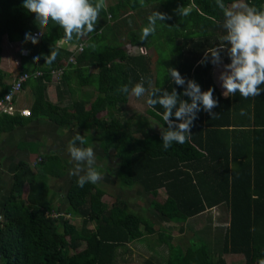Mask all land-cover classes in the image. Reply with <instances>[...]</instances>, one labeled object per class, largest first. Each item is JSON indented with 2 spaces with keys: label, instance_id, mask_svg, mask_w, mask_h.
Returning <instances> with one entry per match:
<instances>
[{
  "label": "trees",
  "instance_id": "1",
  "mask_svg": "<svg viewBox=\"0 0 264 264\" xmlns=\"http://www.w3.org/2000/svg\"><path fill=\"white\" fill-rule=\"evenodd\" d=\"M224 3L228 7L247 3L264 10V0ZM180 7L189 9V14L179 15ZM154 11L171 19L157 21L154 34L142 40V29ZM223 23L216 0H144L143 6L140 0H114L105 4L95 32L80 39L74 35L69 41L51 21L40 29L23 0H0V54L3 41L27 49L21 55L13 45L9 55L19 59L17 74H28L17 92L29 85L30 116L44 115L60 131L71 126L90 129L96 137H83L82 146L94 140L103 157L113 151L117 186H139L150 196L148 206L157 216L172 222L170 228L159 226L124 198L114 197L108 204L102 200L105 188L92 183L81 188L78 178L66 186L62 205L53 206L49 181L62 177L68 162L40 153L31 165L25 161L15 165L0 214V264H114L119 247L126 249L153 235L154 246H165L163 264H227L225 254L239 256L242 264L264 260V84L255 97L244 98L239 92L222 97L210 77L212 63H199L208 48L224 43ZM33 31L42 33L39 43H25V33ZM125 41L139 51L125 52ZM78 43L81 50L69 60ZM149 47L151 55L146 52ZM51 50L58 55L48 64L44 57ZM36 56L41 57L38 63L33 59ZM221 56L224 63H230L225 52ZM150 60L157 62L152 70ZM169 67L186 80H194L202 91L213 88L218 107L212 116L201 106L186 142H173L165 150L161 131H151L144 115H121L130 92L118 89L130 80L132 85L139 83L143 77L149 91L160 88L171 93L175 89L181 100L191 102L183 95L186 84L176 85L168 76ZM1 78L0 70V83ZM48 84H53L54 101L47 97ZM88 85L94 92L82 88ZM9 87L1 85L0 97ZM79 89L84 93L75 98ZM147 98L146 93L145 114L166 128L164 109L149 107ZM0 113V132L22 123L18 111ZM217 206L227 220L214 255L209 250V226L195 230L188 223L197 217L205 222L221 220L206 216ZM217 244L218 237L213 246ZM141 264L160 263L149 256Z\"/></svg>",
  "mask_w": 264,
  "mask_h": 264
},
{
  "label": "clouds",
  "instance_id": "2",
  "mask_svg": "<svg viewBox=\"0 0 264 264\" xmlns=\"http://www.w3.org/2000/svg\"><path fill=\"white\" fill-rule=\"evenodd\" d=\"M140 4L143 6L144 0H140ZM216 6L224 15L223 27L226 30L224 43L218 47L208 48L199 63L204 65L210 62L221 67L219 80L224 96H234L237 92L244 98L258 96L262 92L260 85L264 84V10H258L247 3H233L228 7L224 0H216ZM23 7L35 14V22L40 29L46 28L51 21L59 25L64 30L66 39L71 41L74 35L80 39L95 32V25L105 8V0H23ZM177 11L181 16L189 14L187 8L180 7ZM166 19L171 17L159 11L149 15L148 25L142 29L141 39H147L149 35L154 34L157 21L163 22ZM40 35L41 32L25 33L24 42L30 41L36 45L39 43ZM221 52L226 53L230 63L222 62ZM22 54H26V51L22 50ZM57 55V51L51 50L50 54L44 57L45 63L51 64ZM40 58L34 57V62L38 63ZM167 74L176 85L186 84L183 95L189 97L191 102L181 100L175 89L171 93L160 88L149 91L144 86L143 77L139 83L132 85L130 80L127 85H122L118 89L123 93L131 92L137 98L147 93L146 103L149 107L155 108L156 105H160L164 109L162 119L167 127L161 129V137L165 150L173 142L178 144L186 142L201 106L203 111L212 116L215 114L212 110L218 107L213 88L202 91L198 83L191 79L186 80L174 67H169ZM148 84L151 85L150 80ZM129 85H132L131 88ZM173 116L175 120L172 119ZM84 142L83 136L77 133L67 145V151L75 162L70 175L78 178L77 185L81 188L86 183L96 184L103 179L95 167L93 148L83 147ZM260 264H264V260H261Z\"/></svg>",
  "mask_w": 264,
  "mask_h": 264
},
{
  "label": "rangeland",
  "instance_id": "3",
  "mask_svg": "<svg viewBox=\"0 0 264 264\" xmlns=\"http://www.w3.org/2000/svg\"><path fill=\"white\" fill-rule=\"evenodd\" d=\"M114 0H105V4L113 2ZM177 14V13H175ZM179 18H181L178 15ZM18 47V44H12V46ZM7 43L3 41L2 47L3 49H6ZM11 46V47H12ZM2 49L0 57L2 54H4V50ZM122 49L125 50L127 53H137L139 50L136 46L131 45L127 43L126 41L124 42ZM13 50V49H10ZM147 54L151 55L153 53V50L151 47L146 49ZM13 55V54H11ZM154 58V57H153ZM155 59V58H154ZM155 60H150L149 62V68L152 70L154 66L156 65ZM226 64V63H225ZM221 67L214 68L213 74L216 80H219V75H220ZM88 86H83L82 88L86 91H93L94 90ZM81 89V88H80ZM80 89L77 91V93L74 94V97H79L82 96L80 94L84 92H80ZM222 93L223 89L220 87ZM78 95V96H77ZM94 95V94H93ZM29 96V97H28ZM52 99H54V95L52 92ZM21 100V102L25 103H30L31 101V95H28V91L22 93L20 97L18 98ZM23 100V101H22ZM145 99L144 96H141L139 98L133 96L131 92L129 93L127 102L121 107V115L126 116L131 113H139L141 115H145ZM146 118V116H145ZM148 123H149V128H155L156 124L154 121H151L152 119L147 118ZM156 127L157 124H156ZM60 131V129L58 130ZM62 145H59L60 149L65 152V155L69 156V159L73 162V160L70 157V154L67 151V145L69 142L62 141ZM96 147V146H94ZM95 152V167L97 171H99L102 174L103 179L100 180L97 185H100L101 187L105 188L106 193L103 195L102 200L107 202L108 204L113 200L114 197H120L124 198L127 200L128 205L134 209L140 212L143 216L147 218H152L154 220L153 222L157 223L159 226L165 225L166 227H170L168 224H164L166 221H162L160 217L157 216V214L153 213V210L149 208L148 203L150 200V196L145 194L139 186H132L131 188H119L117 184L115 183V170L113 169L115 166V160L112 158V150H109L108 153H106L103 157V154L101 151L94 150ZM73 166L71 169H68L69 176L65 175L60 177V179H51L49 181L50 188L53 189V196H52V202L53 206H58L60 207L62 205V195L64 193V189L68 183L69 178L71 177H76L73 175H70V171L75 167V163L72 164ZM52 195V191L49 192V195ZM215 211L212 210V212L209 213V215L206 216H213ZM212 213V214H211ZM221 213V215H220ZM216 214V212H215ZM214 214V215H215ZM219 215L220 218L222 217L221 220H216L211 221H206L203 220L202 218L197 217L196 221H190L188 225L190 228H194L195 230L201 228L204 224L208 225L210 228V231L208 232V238L210 239V246L209 248L210 253H214L216 255L220 249V238L223 233V229L226 225V215L222 213L221 209H219ZM216 216V215H215ZM218 217V216H217ZM78 220L72 219V222H77ZM197 225V226H196ZM88 227H90V224H87ZM195 226V227H194ZM190 230V229H189ZM190 233V232H188ZM216 237H218V244L213 246L216 241ZM155 239V235L152 237H149L143 242H133L131 244H128V246H125L126 249H123L122 247H119L116 250L115 253V259H114V264H141L142 261L146 257H152L154 260H156L158 263H162L165 257V246L163 245H153V240ZM223 257L226 260L227 264H242L241 258L237 255L233 254H225ZM125 260V261H124ZM163 264V263H162Z\"/></svg>",
  "mask_w": 264,
  "mask_h": 264
},
{
  "label": "crops",
  "instance_id": "4",
  "mask_svg": "<svg viewBox=\"0 0 264 264\" xmlns=\"http://www.w3.org/2000/svg\"><path fill=\"white\" fill-rule=\"evenodd\" d=\"M11 46H12L11 43H7L6 49L5 48L3 49L4 54H2V56L0 57V70L2 74L0 87L1 85H5L9 87L10 83L13 81L17 72L19 71V67H17L19 63L18 57L11 54L9 55V53L11 52L10 50ZM18 47H21V45H19ZM23 47L25 48V46ZM15 60H17V64ZM221 60H222V56H221ZM217 67L219 66H214L213 64L211 65L210 77L212 82L216 86L217 90L219 91L220 95L222 97H225L220 89L221 87L220 80H216L213 74L214 68ZM26 90L30 92L29 85H25L19 92H16L13 95L11 100L14 109L13 114L16 113L17 111H20L21 109L29 110L30 103L28 104L25 102H21V100L18 99L22 93L26 92ZM52 92L54 95V99L51 98ZM46 93L49 100L51 101L55 100L53 84L47 85ZM144 108L146 109V104ZM20 116H22V119L20 120L22 123L16 124L10 130H5L0 132V214L2 210L3 200L9 192L15 165L18 161H25L31 165L32 161H34L37 154L51 153L58 156L59 158H64L67 160L68 163L65 168V173L63 176L65 175L69 176V173L67 171L68 169H71V167L73 166L72 164H74L75 162L74 161L72 162L69 159V156L65 155V152L60 149L59 145L63 144L62 143L63 140L66 142H70L69 141L70 138L74 137L77 133H79L83 137H86L88 135L90 137H96V135L90 129H80L75 126H71L69 128H65L62 129L61 131H58L59 128L52 121L47 119L44 115L30 116L29 114L28 116H26L20 114ZM145 116L148 127H149V123L147 118L152 119L151 121H154L158 126L156 127V124H154L155 128H150V130L154 132H160L161 125L153 117H150L146 114L144 115V117ZM96 144H97L96 141L92 140L90 144H87L84 147H91L93 148V150H98L99 148L97 147ZM73 178H77V177L69 178L67 185L69 184L70 180ZM56 179H60V178H56ZM219 209L220 208L217 206L209 209L208 211L211 212L212 210L215 211L216 214L215 212L214 214L216 215V217L218 216V219H220L221 213L219 215ZM148 219L151 222L154 221L152 220V218L151 219L148 218ZM164 224H168L169 226H171L172 222H165Z\"/></svg>",
  "mask_w": 264,
  "mask_h": 264
},
{
  "label": "built area",
  "instance_id": "5",
  "mask_svg": "<svg viewBox=\"0 0 264 264\" xmlns=\"http://www.w3.org/2000/svg\"><path fill=\"white\" fill-rule=\"evenodd\" d=\"M32 33L36 34L39 32L33 31ZM22 50H25L27 54V49L24 48L23 46L19 47L18 49L19 54L25 55V54H22ZM80 50H81V43H78L76 47L73 46V52L71 56L69 57V60H72L73 56L76 53H78ZM15 62L17 64V60H15ZM27 77H28V74L25 72H20L14 77L8 90L5 93H3V95L0 97V112H5L8 114H11L14 112V109L11 103L12 97L20 89L21 84L26 80ZM18 112L19 114H22V115H26V116L29 115V112L27 109H21Z\"/></svg>",
  "mask_w": 264,
  "mask_h": 264
}]
</instances>
